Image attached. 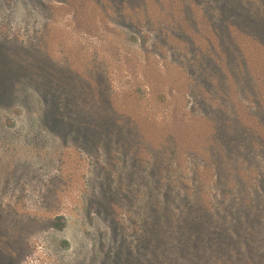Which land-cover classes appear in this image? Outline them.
Wrapping results in <instances>:
<instances>
[{"label": "rangeland", "instance_id": "1", "mask_svg": "<svg viewBox=\"0 0 264 264\" xmlns=\"http://www.w3.org/2000/svg\"><path fill=\"white\" fill-rule=\"evenodd\" d=\"M179 35L192 36L198 48ZM228 40L246 55L253 85L244 82L239 54L228 64L220 47ZM206 47L217 69L226 58L221 89L212 75L206 85L193 73L195 52ZM47 69L72 80L47 81L37 73ZM232 70L235 85L226 75ZM72 84L93 106L128 110L174 132L202 119L196 133L203 150L210 143L208 158L180 155V137L167 159L157 139L150 147L144 138L88 142L78 131L79 99L62 106L60 124L51 115L50 94L67 104L76 95ZM201 88L213 107L226 104L264 141V113L249 112L259 102L264 110V0H0V264H192L163 253L159 236L169 229L162 215L165 207L178 219L203 196L229 227L242 211L258 220L233 244L215 248L210 263L264 264V152L240 146L233 165L222 159V142L205 136L213 129L206 118H214L190 91Z\"/></svg>", "mask_w": 264, "mask_h": 264}, {"label": "trees", "instance_id": "2", "mask_svg": "<svg viewBox=\"0 0 264 264\" xmlns=\"http://www.w3.org/2000/svg\"><path fill=\"white\" fill-rule=\"evenodd\" d=\"M146 22H148L147 17ZM212 29L214 30V25ZM218 30H222L220 25L218 27ZM176 38L182 41L188 48H198L195 45V43L197 42L196 39H194V41L190 40V38H193L192 36L179 35ZM227 43L228 44L221 43L220 47L222 49V52H224V54L227 56L228 64L232 59L237 58V54H239L243 61L246 60V62H243L244 68H246V70H243L244 68H241L240 70L244 82L253 85V77L250 70H247L249 66L245 57L246 55L244 53H235L236 46L234 42H229L228 40ZM195 55L197 57V60L195 64H193V73L197 71L199 76L201 77V80L206 85L209 84L212 78L209 77L212 75L215 78L216 87L218 89L225 87L226 78L224 76L223 69L229 68L226 64V58L223 59V67L217 69L219 60H216L214 55L211 57V52L208 47H206L205 51H200V53L195 52ZM37 73L38 75H47V81L51 82L55 81L53 77L62 78V76H65V78H70L69 74L54 73L52 69H47L45 71ZM226 75L231 79L233 85H235L234 81H238V73L232 70ZM70 79L72 80V78ZM188 85L190 86V83H188ZM57 87L60 88V86ZM70 87L75 88L73 92L76 93V95L71 94V98H69L67 104L62 105L60 100H58V97H56L53 93L50 94L51 99L49 102L52 108L51 115L53 116L55 123L60 124L63 121L64 117L62 106H71L69 103H71L73 99H79L78 101L83 103V106L80 108V110H78L77 106H75V114L79 119H81L79 129L83 131H78L79 133H82V135L88 140V142L99 144L105 141V138H107L106 140L109 141L110 139H112L111 145L116 144V146H118L121 143L126 142V139L128 138H132V140L135 138H139V140H142L144 138L146 140V145L150 147L151 144H153V139H157L156 141L159 145L155 147L157 149H164L163 151L166 152L165 156H167V159L168 153L174 154L175 152H178V147L180 146V137L182 140H184V150H181L180 155H184L185 153L190 152L196 158L204 157V160L208 158L209 155L208 153H206V150L208 149L210 143L204 144L206 146V150H203L201 148V145H203L202 142L205 138L202 134L196 133V131L198 130L197 128L200 129V127L202 126V119H194L195 125L197 127L192 124V129L186 130V127H184V129L180 128V132H177L176 130L174 132L172 130L173 128L167 126L165 122L156 123L147 118L138 119L137 116H133L132 114H130L128 110H121L117 112L115 109L113 111L108 107L105 110L102 104L93 106V104L88 100V97L80 99V96L83 95L79 93L81 87L74 86L73 84L70 85ZM61 90L63 91V88ZM190 91H192L194 95L200 93L199 95L201 100L198 104L200 109L204 111L206 115H212L214 118V120L206 118L207 129H213L210 130L211 133L209 135L207 133L205 134V136H207V138L211 136L215 140V143L222 142V148L219 152L223 160L229 159L228 161L233 165V162L238 159V153H242V146L248 148V151L251 153L253 151H257L258 153H260L257 150V148L259 147H261L262 151L264 152V141L260 142L257 140V138H259L257 132H255L252 127L247 126V123L245 122L243 117H240L239 115L237 116L234 113V110L227 107L226 104L224 107L220 104H217V107L216 105L213 107V105H211L212 101L210 100L208 94H206L204 88ZM65 92L69 94V91L67 89L65 90ZM181 92L183 91L181 90ZM66 93L65 95H67ZM133 93L136 94V90ZM183 95L184 93L181 94V96ZM139 98L140 95L137 94V100H139ZM130 99H136V96H133ZM206 104H208V106L205 108L204 105ZM239 105L242 108H246V106L240 103ZM249 112H254V114L261 112L262 114L264 113L263 105H260L259 102L258 107H253V109H250ZM248 113L245 116H250ZM61 125L65 126V124ZM103 132L107 134H103ZM86 133H88V135H86ZM109 134L110 137L108 136ZM177 134L178 139L175 137ZM254 139H256L258 142ZM259 142L260 145L258 146ZM226 152H228L229 155H227ZM157 159L159 161L160 155ZM150 160L151 159L149 157V161ZM158 161L154 160L155 163H157ZM177 163L178 159L176 160V164ZM158 167L160 166L158 165L157 168H152V173H154L155 170L158 169ZM178 168L182 169L181 166H179ZM207 169L208 166L206 168L202 167L201 173H206ZM221 169L224 170V167L222 165ZM165 170L166 169L161 168V172H164ZM196 173L197 175H195V171L193 172L194 177L198 178L199 182H201V176L199 175L200 170H198L197 168ZM229 173H232V170L229 169ZM203 177H205V175H202V179ZM262 187L264 188V181ZM203 197H205L206 199L205 202L199 199L198 204H196L197 202L188 203L189 206H187L186 211L182 213L181 217H179L178 219H176L175 215L171 211H166L164 207L162 219L168 221L167 229L169 230H165L164 228V230L160 232L159 239L163 244H166L165 246H162L164 248L163 253L165 254V252L171 250V255H174L173 257L175 261L180 258H185L187 260H190L192 264H211V252H216L217 254L218 251L216 249H218V247H221L222 245L233 244L235 242L234 239L236 238L237 233L239 237L241 233L249 229L250 225L255 226L252 220L254 218L250 215V212L243 213L242 211L238 212V215H240L238 216V223L234 222L233 225L229 227L226 221H222L221 217H213L210 208V204L212 203V201L210 198H208V196ZM173 217H175L176 219L175 222L173 221ZM254 220L258 221L257 219ZM258 224L262 226L261 229L264 231V224ZM254 230L257 231L256 228H254ZM263 231L260 232L262 236H264ZM250 234L252 236L254 235L252 232H250ZM170 235L172 237H169ZM254 239L252 241H254Z\"/></svg>", "mask_w": 264, "mask_h": 264}]
</instances>
